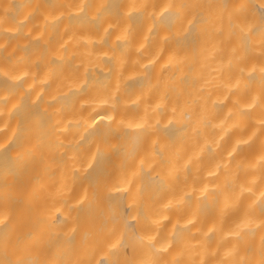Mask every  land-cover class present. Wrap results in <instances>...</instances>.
Returning <instances> with one entry per match:
<instances>
[{"label":"bare ground","instance_id":"6f19581e","mask_svg":"<svg viewBox=\"0 0 264 264\" xmlns=\"http://www.w3.org/2000/svg\"><path fill=\"white\" fill-rule=\"evenodd\" d=\"M0 264H264V0H0Z\"/></svg>","mask_w":264,"mask_h":264}]
</instances>
